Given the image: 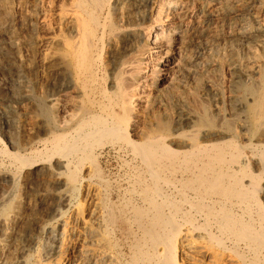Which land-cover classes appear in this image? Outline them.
<instances>
[{"label":"bare ground","instance_id":"1","mask_svg":"<svg viewBox=\"0 0 264 264\" xmlns=\"http://www.w3.org/2000/svg\"><path fill=\"white\" fill-rule=\"evenodd\" d=\"M145 1L0 0L9 62L36 68L31 91L15 72L31 135L0 148L10 187L60 184L36 201L51 242L19 264H55L66 242V264H264V0ZM105 152L125 176H103ZM9 195L0 255L31 210Z\"/></svg>","mask_w":264,"mask_h":264},{"label":"rangeland","instance_id":"2","mask_svg":"<svg viewBox=\"0 0 264 264\" xmlns=\"http://www.w3.org/2000/svg\"><path fill=\"white\" fill-rule=\"evenodd\" d=\"M152 1L153 0L145 1L144 3H142V5L139 8L135 7L134 8L135 11H137V10L141 11V10L147 9L149 6H151V2ZM149 3H150V5H149ZM146 6H148V7H146ZM134 9H133V11H134ZM145 22L146 23L148 22L147 19L145 20ZM4 34H6V38L8 39V37L10 36V32L9 31H5ZM4 40L3 41L0 40V47H2V45H4V47H3L4 49L1 50V48H0V64H1L0 65V141H1L0 142V145H1L0 148L6 147L7 149H10V151H16V150H13V148H11L12 143L17 142L18 140H26L27 137H28V134H30L31 131H29L28 127L25 125L24 118L21 116V114H13V113L10 112L11 109L15 108V104H14V101H13L14 100L13 89H12V88H14L13 86H15L16 79H17V76L15 75V72L18 71L19 78H21L20 80H21L22 85H23V90L31 91V90H33V88H35V85L31 81V75H33L35 73L36 68L34 67V64H35L34 63V58L28 57V56H26V54H23V53H25V51L24 52L22 51V56L24 57V58L22 57V59L25 61L26 66H24V68L27 71H25L24 68L21 67V66H19V68H18L17 66L15 67L13 65L14 67H12V65H11V63L9 61L12 62V58L14 57V55L12 54L13 51L10 50L8 42H7V44H5ZM8 40H10V39H8ZM196 41H197L195 43L196 45L194 43H192V45L188 46L189 48L188 47L186 48L185 53H186L187 56H189V57L195 56V55L199 54V52L201 51V48L197 47V46H199V45L201 46V42L202 41H200V40H196ZM193 45L195 47H193ZM1 51H2V54H1ZM2 55H4L5 57L3 58ZM7 63H9L11 67ZM6 67H8V68H6ZM223 75H224L225 80H229V78L231 76L230 72H228L226 70L223 71ZM13 80H15V81H13ZM6 83H7V85L9 87L6 85ZM19 125L25 127L24 128L25 130L20 131L19 130ZM104 154L99 158L101 160V161L99 160V166L101 165L100 168L102 167L101 168L102 169V174L104 173L103 176H107V175L110 176L111 175L113 177H118V176H122V175H124L126 173L127 167H126V165L124 163V158L123 157L121 159V158H119L120 156L117 157V155H114V153H112V152H108V155H107L106 152ZM0 160H2V161H0L1 162L0 163V173H2V174H0V176L3 177V183L0 186V193L3 194L4 196H8V194L13 195V193H16V194L20 195V198L23 201H25L26 205H27L28 202H31L29 205H27V206L25 205V208H24V210H25L24 212L25 213H26V210H27L26 207L28 208L30 206V209H31L27 223L22 225L19 228V230L16 231L14 233V235L11 238L8 239V241L6 242L7 246H6L5 250L3 251V253L0 255V264H13V263L14 264H19V262L21 260H23V259H26V258L33 259L35 257H38L39 252L43 250L45 245H47V244H49L51 242V239H52L51 229L54 227L55 223L52 222V220L48 219L47 214L45 213L44 209L41 208V206H38L36 201L38 199L42 198L44 195L45 196L48 195V196H51L53 198V195H50V193L52 194L54 191H56L58 189V187H60V184H57L54 180H50L51 182L40 180V181H36L31 186L30 189H26L27 191L26 190H23V191L22 190H20V191L18 190V191H14L13 192L11 190V187H10L11 176H13L15 174L14 172L17 171V169L15 170V168H17V167H15V164L9 162L8 158H7V160H8L7 161L4 156L2 157V155H0ZM4 165L6 167L5 169H4ZM10 165H11V167H9ZM12 169H14V172H13ZM103 169H105V172H104ZM120 169H121V171H118ZM10 170H11V172H10ZM116 173H118V174L116 175ZM17 176H20V174H18ZM53 182H55V183H53ZM53 185H55V186L53 187ZM7 187H9V188H7ZM9 190H10V192L8 193ZM33 192H34V195H33ZM23 194H25V196ZM83 194H84V192L80 193L79 200L81 202V205H83V208H85L86 210H89L91 208L90 197L85 195V194L83 195ZM11 195H9V196H11ZM35 195H36V197H35ZM82 196H83V200L84 201L82 200ZM53 203L55 204L56 202H53ZM84 205L87 206V207H85ZM44 218H45V220H44ZM31 222H33V223H31ZM38 226H40V227H38ZM43 228H44V230H43ZM38 231L41 232L40 235H39ZM26 232H27V235H24V234H26ZM32 232L35 233V234H33ZM26 236H28V237H26ZM12 239H14V240H12ZM23 250H24V252H23ZM68 250L70 251V242H66V243H64V245H62V253L63 254L61 253V255H60L61 257L59 256L60 259H57L54 263L55 264L56 263H58V264H63V263L66 264V262L71 257V254H70V252ZM30 252H31V254H30ZM15 253H16V255H15ZM69 254H70V256H69ZM20 258H21V260H19Z\"/></svg>","mask_w":264,"mask_h":264}]
</instances>
